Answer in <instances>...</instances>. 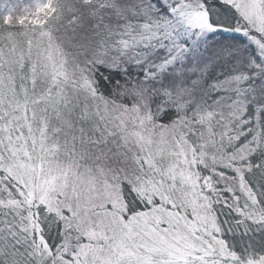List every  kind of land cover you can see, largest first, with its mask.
<instances>
[{
	"label": "snow or ice",
	"instance_id": "1",
	"mask_svg": "<svg viewBox=\"0 0 264 264\" xmlns=\"http://www.w3.org/2000/svg\"><path fill=\"white\" fill-rule=\"evenodd\" d=\"M0 264H264V0H0Z\"/></svg>",
	"mask_w": 264,
	"mask_h": 264
}]
</instances>
